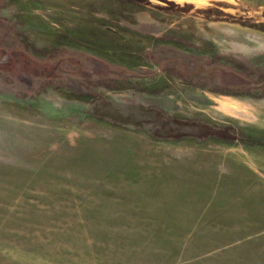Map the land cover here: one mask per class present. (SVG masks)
<instances>
[{"label":"rangeland","instance_id":"obj_1","mask_svg":"<svg viewBox=\"0 0 264 264\" xmlns=\"http://www.w3.org/2000/svg\"><path fill=\"white\" fill-rule=\"evenodd\" d=\"M0 264H264V0H0Z\"/></svg>","mask_w":264,"mask_h":264}]
</instances>
